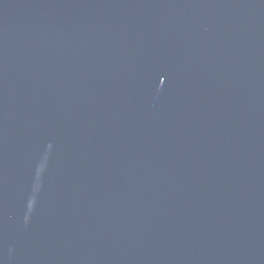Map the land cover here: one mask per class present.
Listing matches in <instances>:
<instances>
[{"label": "water", "instance_id": "95a60500", "mask_svg": "<svg viewBox=\"0 0 264 264\" xmlns=\"http://www.w3.org/2000/svg\"><path fill=\"white\" fill-rule=\"evenodd\" d=\"M0 264H264V0H0Z\"/></svg>", "mask_w": 264, "mask_h": 264}]
</instances>
